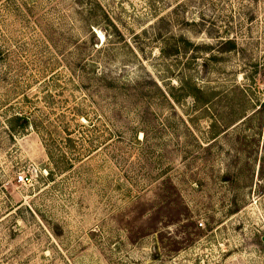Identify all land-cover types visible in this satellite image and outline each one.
Wrapping results in <instances>:
<instances>
[{"label": "rangeland", "instance_id": "374dc122", "mask_svg": "<svg viewBox=\"0 0 264 264\" xmlns=\"http://www.w3.org/2000/svg\"><path fill=\"white\" fill-rule=\"evenodd\" d=\"M259 239L264 0H0V264H264Z\"/></svg>", "mask_w": 264, "mask_h": 264}, {"label": "built area", "instance_id": "2783aa9c", "mask_svg": "<svg viewBox=\"0 0 264 264\" xmlns=\"http://www.w3.org/2000/svg\"><path fill=\"white\" fill-rule=\"evenodd\" d=\"M17 182L19 184H22L23 186H27L32 182V177L28 176V175H19L17 177Z\"/></svg>", "mask_w": 264, "mask_h": 264}, {"label": "flooded vegetation", "instance_id": "af4514ba", "mask_svg": "<svg viewBox=\"0 0 264 264\" xmlns=\"http://www.w3.org/2000/svg\"><path fill=\"white\" fill-rule=\"evenodd\" d=\"M257 245H259L260 247L264 245V239H259L256 243Z\"/></svg>", "mask_w": 264, "mask_h": 264}, {"label": "trees", "instance_id": "16d2710c", "mask_svg": "<svg viewBox=\"0 0 264 264\" xmlns=\"http://www.w3.org/2000/svg\"><path fill=\"white\" fill-rule=\"evenodd\" d=\"M229 44V48L231 49V50H233V49H235V45L233 44V43H228Z\"/></svg>", "mask_w": 264, "mask_h": 264}]
</instances>
